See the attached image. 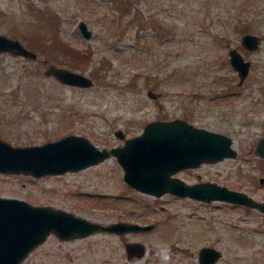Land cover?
<instances>
[{"label": "rangeland", "instance_id": "1", "mask_svg": "<svg viewBox=\"0 0 264 264\" xmlns=\"http://www.w3.org/2000/svg\"><path fill=\"white\" fill-rule=\"evenodd\" d=\"M79 20L87 22L88 37ZM245 31L259 35L258 47L241 44ZM0 32L37 56L0 51V138L26 145L73 132L109 148L151 119L183 117L229 134L238 153L178 176L264 199V158L253 151L264 136V0H0ZM232 47L251 61L241 83L228 61ZM53 63L93 83H61L45 72ZM117 160L110 154L79 170L38 177L0 172L4 196L102 223H154L145 232L103 230L70 239L51 233L20 264H198L202 245L221 250L214 264H264V211L142 192L125 181ZM127 240L142 241L146 252L127 256Z\"/></svg>", "mask_w": 264, "mask_h": 264}, {"label": "water", "instance_id": "2", "mask_svg": "<svg viewBox=\"0 0 264 264\" xmlns=\"http://www.w3.org/2000/svg\"><path fill=\"white\" fill-rule=\"evenodd\" d=\"M79 31L88 37L92 32L87 22H77ZM240 38L241 44L249 50L258 47L259 35L245 31ZM0 51L35 58L36 51L30 49L16 36L0 32ZM229 63L244 80L250 69V61L242 55L237 47L228 50ZM45 72L55 76L61 83L73 86H89L92 78L81 71L71 70L67 66L48 64ZM149 94H153L151 90ZM139 134L130 135L123 142L109 148L98 147L81 133L69 132L56 139L26 145L11 144L9 140L0 138V172L40 175L59 174L69 170L99 163L110 154H114L123 168V178L140 191L161 195L169 191L182 197L191 196L193 199L231 201L234 204H244L264 211V200L256 199L243 189H235L216 183L213 180L184 181L174 172L185 167H195L206 161H216L226 156L235 157L238 152L233 148L232 137L229 134L208 127H200L190 123L186 118L178 116L172 119H151L145 122ZM122 134L121 130L115 131ZM255 146L257 154L264 155V136L261 135ZM154 223L131 220H114V222H98L89 220L76 212L58 208L51 204H35L23 197L4 196L0 194V264H20L34 247H38L51 233L60 239L83 237L94 231L109 232H145ZM127 256L145 253L142 241H125ZM222 252L214 246L202 245L198 251L199 264H214Z\"/></svg>", "mask_w": 264, "mask_h": 264}, {"label": "flooded vegetation", "instance_id": "3", "mask_svg": "<svg viewBox=\"0 0 264 264\" xmlns=\"http://www.w3.org/2000/svg\"><path fill=\"white\" fill-rule=\"evenodd\" d=\"M247 49H249V48L247 47ZM228 50H229V49H228ZM244 57H245V56H244ZM247 59H248V58H247ZM249 61H250V60H249ZM250 65H251V61H250ZM250 65H249V67H250ZM250 69H251V67H250ZM248 72H249V69H248ZM248 72H247V74H248ZM247 74H246V75H247ZM246 75H245V76H246ZM238 78H239V76H238ZM244 79H245V78H244ZM239 81H240V83L243 82V80H240V78H239ZM76 86H78V85H76ZM260 136H261V135H260ZM260 136H258V138H257V142L259 141L258 139H259ZM122 142H123V141H122ZM122 142H121V143H122ZM257 142H256V143L254 144V146H253L254 154H255L257 157L259 156V157H261V158H264V155L257 154V152L255 151V146H256ZM121 143H120V144H121ZM120 144H118V145H120ZM114 145H116V144H114ZM118 145H116V146H118ZM186 168H191V167H185L184 169H180V170L183 171V170H185ZM178 171H179V170H178ZM178 171L174 172L173 175H174V176H175V175H178ZM259 182H261V183L264 182V175H260V176H259ZM243 190H244V189H243ZM246 193H247V192H246ZM248 194H249V193H248ZM250 194H252V193H250ZM253 195H254V194H252V196H253ZM258 200H259V199H258ZM262 200H264V199H262ZM242 205H244V204H242ZM245 207H246V208H251V206H250V207H247L246 205H245ZM252 208H255V207H252ZM198 264H199V263H198Z\"/></svg>", "mask_w": 264, "mask_h": 264}, {"label": "trees", "instance_id": "4", "mask_svg": "<svg viewBox=\"0 0 264 264\" xmlns=\"http://www.w3.org/2000/svg\"><path fill=\"white\" fill-rule=\"evenodd\" d=\"M126 4H125V2L124 1H122V7L124 8V6H125ZM35 31H37V30H35ZM45 31V30H44ZM44 31L43 32H41V33H39V34H37V33H35V34H37L39 37L41 36V34H44ZM33 36H35L34 34H33ZM43 36V35H42ZM32 37V36H31Z\"/></svg>", "mask_w": 264, "mask_h": 264}]
</instances>
